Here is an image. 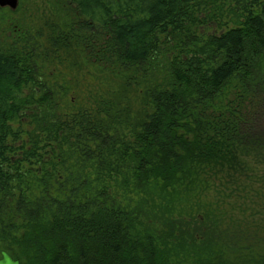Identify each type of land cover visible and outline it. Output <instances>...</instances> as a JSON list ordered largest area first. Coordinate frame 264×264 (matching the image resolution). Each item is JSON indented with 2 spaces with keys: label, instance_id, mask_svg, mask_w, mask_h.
<instances>
[{
  "label": "trees",
  "instance_id": "trees-1",
  "mask_svg": "<svg viewBox=\"0 0 264 264\" xmlns=\"http://www.w3.org/2000/svg\"><path fill=\"white\" fill-rule=\"evenodd\" d=\"M66 1L0 45V263L264 264V0Z\"/></svg>",
  "mask_w": 264,
  "mask_h": 264
},
{
  "label": "rangeland",
  "instance_id": "rangeland-1",
  "mask_svg": "<svg viewBox=\"0 0 264 264\" xmlns=\"http://www.w3.org/2000/svg\"><path fill=\"white\" fill-rule=\"evenodd\" d=\"M72 9L73 6L66 0H18L15 11L0 10V45H21L23 31L37 35L43 41L46 35L53 31L58 32L68 24V14H71ZM59 72L61 74L56 72L57 80L65 81L68 78L67 72ZM81 81L82 95L86 93L87 86L95 87L98 83L94 77L86 75ZM0 264H8V261Z\"/></svg>",
  "mask_w": 264,
  "mask_h": 264
},
{
  "label": "water",
  "instance_id": "water-1",
  "mask_svg": "<svg viewBox=\"0 0 264 264\" xmlns=\"http://www.w3.org/2000/svg\"><path fill=\"white\" fill-rule=\"evenodd\" d=\"M18 5V0H0V8L9 7L15 10Z\"/></svg>",
  "mask_w": 264,
  "mask_h": 264
},
{
  "label": "flooded vegetation",
  "instance_id": "flooded-vegetation-1",
  "mask_svg": "<svg viewBox=\"0 0 264 264\" xmlns=\"http://www.w3.org/2000/svg\"><path fill=\"white\" fill-rule=\"evenodd\" d=\"M4 9H9L10 11H15V10H12V9H10L9 7H5V8H0V10H4Z\"/></svg>",
  "mask_w": 264,
  "mask_h": 264
},
{
  "label": "clouds",
  "instance_id": "clouds-1",
  "mask_svg": "<svg viewBox=\"0 0 264 264\" xmlns=\"http://www.w3.org/2000/svg\"><path fill=\"white\" fill-rule=\"evenodd\" d=\"M8 264H11V261L10 260L8 261Z\"/></svg>",
  "mask_w": 264,
  "mask_h": 264
}]
</instances>
